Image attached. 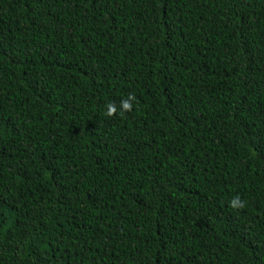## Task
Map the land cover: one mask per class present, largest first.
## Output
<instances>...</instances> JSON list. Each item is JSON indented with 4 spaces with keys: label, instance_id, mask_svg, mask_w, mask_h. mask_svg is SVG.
<instances>
[{
    "label": "trees",
    "instance_id": "1",
    "mask_svg": "<svg viewBox=\"0 0 264 264\" xmlns=\"http://www.w3.org/2000/svg\"><path fill=\"white\" fill-rule=\"evenodd\" d=\"M0 264H264V0H0Z\"/></svg>",
    "mask_w": 264,
    "mask_h": 264
},
{
    "label": "clouds",
    "instance_id": "2",
    "mask_svg": "<svg viewBox=\"0 0 264 264\" xmlns=\"http://www.w3.org/2000/svg\"><path fill=\"white\" fill-rule=\"evenodd\" d=\"M132 100L133 97L131 94L128 95L127 98H122L120 101V108L121 111H129L132 108ZM116 111V106L109 103L106 106V114L107 115H112L113 112ZM230 205L234 208H240L244 206V201L240 199V197L238 196H234L231 200H230Z\"/></svg>",
    "mask_w": 264,
    "mask_h": 264
}]
</instances>
